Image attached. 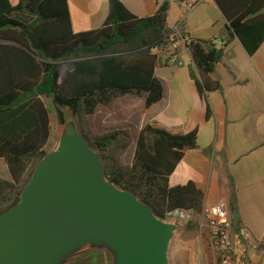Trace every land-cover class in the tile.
I'll list each match as a JSON object with an SVG mask.
<instances>
[{"label":"trees","instance_id":"obj_1","mask_svg":"<svg viewBox=\"0 0 264 264\" xmlns=\"http://www.w3.org/2000/svg\"><path fill=\"white\" fill-rule=\"evenodd\" d=\"M213 1L228 35L253 55L264 41V0ZM167 11L159 5L153 15L140 18L120 0H108L103 25L75 33L67 0H0V161L9 176V181L0 178V214L17 204L35 165L48 153L49 111L42 100L47 98L60 125L75 119L78 131L100 155L108 181L147 204L159 219L175 209L191 211L194 219L183 229L198 228L194 220L203 213V193L192 182L168 185L183 155L196 149V131L171 134L144 124L130 166L123 170L118 158L131 145L129 134L112 130L91 138L84 129L86 117L115 100L143 97L147 111L164 99L155 70L173 58L172 64H178ZM185 46L192 61L190 77L208 117L206 97L220 89L211 74L222 51L212 42L189 37ZM67 61L71 68L62 77L60 68ZM81 261L95 264L88 258L77 264Z\"/></svg>","mask_w":264,"mask_h":264},{"label":"crops","instance_id":"obj_2","mask_svg":"<svg viewBox=\"0 0 264 264\" xmlns=\"http://www.w3.org/2000/svg\"><path fill=\"white\" fill-rule=\"evenodd\" d=\"M67 1L75 33L99 29L108 15V0ZM120 1L140 18L166 5L170 29L177 26L193 40L221 39L223 43L213 44L222 51L211 74L220 89L207 94L208 117L190 77L192 61L184 43L177 48V65L168 63L155 70L164 86L160 103L145 111L143 101L139 104L127 97L104 107L111 113L110 108L125 102L127 108L123 111L131 118L135 120L133 114L138 113L139 120L133 122L136 130L128 166L137 133L144 124L171 134L196 131V149L183 155L168 177L169 187L192 182L203 193L204 213L225 201L232 229H243L248 235L247 264H264V41L253 55H248L240 42L228 35L226 21L213 0ZM131 105H139V110H130ZM122 122L131 125L127 118ZM0 178L9 181V176ZM199 230L203 233L189 237L186 234L180 240L174 256L178 258L179 252H185L188 264H212L210 257L214 258V253L208 230Z\"/></svg>","mask_w":264,"mask_h":264},{"label":"water","instance_id":"obj_3","mask_svg":"<svg viewBox=\"0 0 264 264\" xmlns=\"http://www.w3.org/2000/svg\"><path fill=\"white\" fill-rule=\"evenodd\" d=\"M178 229L106 179L100 155L69 117L17 204L0 214V264H170Z\"/></svg>","mask_w":264,"mask_h":264},{"label":"rangeland","instance_id":"obj_4","mask_svg":"<svg viewBox=\"0 0 264 264\" xmlns=\"http://www.w3.org/2000/svg\"><path fill=\"white\" fill-rule=\"evenodd\" d=\"M70 68H71V61H67L66 63L62 64L60 68L61 74L64 75L68 70H70ZM129 98L136 99L137 102H139V104H140V101H143V97L134 98L130 96ZM42 100L49 111L50 137L48 139L45 150L47 152H50L54 150L57 146L59 135H60L63 125L59 124L58 119H57L56 110L52 106L50 100L47 98H42ZM124 103L125 102H123V104H117L114 108H110L111 113H108L104 107H99L94 115L86 117L84 129L89 135V137L92 138V137L101 135L107 131H112V130H125L129 134L131 143H132V140L135 138V130H136L135 128L136 124L133 122L138 121L139 116H138V113L135 112L133 116L137 118L135 120L131 118L128 112L123 111L127 108L126 104ZM130 110H134V111L139 110V105H131ZM124 118H127V121L130 122L131 125L126 126V124L122 122ZM130 151H131V148L129 147L125 152L119 155L118 165L123 170H127V167H129L128 165H129L130 158H131ZM0 177L2 178L5 177L6 179H8V175H7L5 166L2 161H0ZM194 221L197 222V219ZM176 224L179 225V229L175 232L174 237L172 238L171 243H170V247H169L170 264H188L187 258L185 256L186 254H184L185 252H179L178 258H177V255L174 256L176 247L179 245L180 240L185 238L186 234H189L187 235V237H189L194 234L195 235L202 234L203 232L199 230L198 228L193 229V230H190V229L184 230L183 226L185 224H189V221L180 222ZM214 258L210 257V259L212 260V264H215ZM88 259L93 261L95 264H100L99 260L90 259V258ZM83 263L85 262L81 261V264Z\"/></svg>","mask_w":264,"mask_h":264},{"label":"built area","instance_id":"obj_5","mask_svg":"<svg viewBox=\"0 0 264 264\" xmlns=\"http://www.w3.org/2000/svg\"><path fill=\"white\" fill-rule=\"evenodd\" d=\"M170 40L172 49H177L181 43L188 40L186 32L181 35L179 27L171 29ZM214 45L221 46L222 40L216 39ZM155 51V50H154ZM174 58L170 61L172 64ZM229 207L225 201H220L207 211L197 216L198 228H207L211 250L214 253L215 264H247V249L249 238L243 229H232L229 219ZM193 218L191 211L175 209L165 215L164 221L170 223L187 222Z\"/></svg>","mask_w":264,"mask_h":264}]
</instances>
